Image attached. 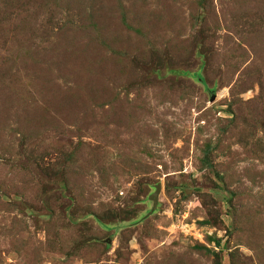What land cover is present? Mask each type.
<instances>
[{
	"label": "rangeland",
	"instance_id": "374dc122",
	"mask_svg": "<svg viewBox=\"0 0 264 264\" xmlns=\"http://www.w3.org/2000/svg\"><path fill=\"white\" fill-rule=\"evenodd\" d=\"M0 264H264V0H0Z\"/></svg>",
	"mask_w": 264,
	"mask_h": 264
},
{
	"label": "water",
	"instance_id": "95a60500",
	"mask_svg": "<svg viewBox=\"0 0 264 264\" xmlns=\"http://www.w3.org/2000/svg\"><path fill=\"white\" fill-rule=\"evenodd\" d=\"M159 192H160V185H157L155 187V193L152 194V196H151V200L153 202L154 208H155V206L157 204V197H158Z\"/></svg>",
	"mask_w": 264,
	"mask_h": 264
}]
</instances>
